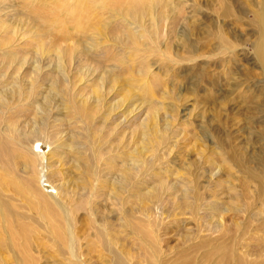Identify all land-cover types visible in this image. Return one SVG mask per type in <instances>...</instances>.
Masks as SVG:
<instances>
[{
  "label": "rangeland",
  "instance_id": "rangeland-1",
  "mask_svg": "<svg viewBox=\"0 0 264 264\" xmlns=\"http://www.w3.org/2000/svg\"><path fill=\"white\" fill-rule=\"evenodd\" d=\"M19 1L0 0V94L5 96L0 97V152L5 150L1 161L10 158V167L0 166V182L12 211L33 219L10 220L14 225L10 231L12 237L10 233L6 235L0 223V264H66L62 257L66 247L64 240L54 245L50 230L45 229L47 223L59 218L41 214L37 210L39 206H32L29 211L23 209L27 203L24 196L29 195L30 188L25 163L30 157L25 156L19 145L34 142V138L40 141L34 148L43 153L46 163L50 161L45 180L40 178L41 191L49 195L55 193L56 186H63L65 205L76 208L73 231L80 241L83 264H112L111 256L95 238L97 229L104 226L109 231L108 224L113 234L118 232L122 237L116 248H124L132 264H151L156 260L161 264H223L212 242L218 234L209 236L206 231L208 227H215L221 217L229 231L235 230L236 223L241 235L248 230L244 236L248 247L241 246L237 250L246 262L251 260L250 247L256 239L258 248V241L264 239V235L256 232L257 222L235 213L239 208L243 210L249 201L242 193H250L237 183L238 192L231 190L230 194L226 190L228 185L218 186L216 182L235 185L232 174L236 178L239 168L264 172V61L258 57L255 25L263 0H169L176 11L181 10V19L171 31L165 20L156 36L151 30L142 34L140 45L126 43L128 32L123 21L109 16L110 11H116L119 6L123 8L129 0L99 3H95L96 0H58L54 6L51 3L36 11V18L32 11L22 16L25 9ZM144 1L141 0V4ZM95 5L107 13H94ZM59 6H76V17L64 21ZM226 10L232 17H224ZM104 22H110L109 26L103 27ZM80 27L85 33H80ZM220 31L229 38L232 49L222 46L218 38ZM185 44L190 46L187 48ZM191 49L194 54L189 52ZM12 53L16 54L17 61L23 57L26 65L18 69L8 67L11 62L5 55ZM63 54L62 64L57 56ZM17 61L12 64L17 65ZM110 76L124 81L126 87L149 83V88L146 91L126 88L136 95L128 103L121 93L118 96L116 92H108L110 86L115 85L108 83ZM18 83L23 86L22 90H17ZM101 84L106 87L104 93L107 91V106L103 107L94 103L96 94L102 91ZM85 100L89 108H74V102ZM151 118L152 124L157 123L158 127L154 138H164V142L160 148L158 146L160 159L154 163L151 161L155 157L153 150L142 154L145 167L150 161L160 165L155 167L159 172L154 170L156 177H146L142 185L145 192L159 199L152 207L153 217H149V223L145 222L147 229L141 227L143 223L140 228L157 231L156 239L153 234L158 246L155 257L148 247L152 241L141 243V236L125 226L127 220L123 213L130 208L134 211L137 206L125 203L126 208H121L116 200L110 199L113 189L112 185L108 186L113 179L110 174V182L104 184L105 175L109 173L106 170H110L105 160L118 151L127 153L129 148L137 151L141 147L140 138L144 137L142 128L148 129ZM220 152L225 154L226 160L220 158ZM233 157L241 165L234 170L228 168ZM215 163L220 164L226 174L223 172L212 186L207 183V175L209 169L216 167ZM119 167L123 168L122 164L118 170L111 168L117 180L122 177L116 173ZM94 173H99L100 182L94 179ZM193 180L198 192L191 183ZM130 183L122 195L124 199L130 198V192L133 194ZM166 183L174 185L176 191ZM196 193L203 201L208 199L204 205L199 203L203 206L198 211L199 217H191L180 207ZM237 194L240 199L236 198ZM210 195L214 197L209 199ZM89 208L98 219L96 226L93 218L89 219ZM123 243L128 246H122Z\"/></svg>",
  "mask_w": 264,
  "mask_h": 264
},
{
  "label": "bare ground",
  "instance_id": "bare-ground-1",
  "mask_svg": "<svg viewBox=\"0 0 264 264\" xmlns=\"http://www.w3.org/2000/svg\"><path fill=\"white\" fill-rule=\"evenodd\" d=\"M14 1L18 2L19 0H14ZM57 1L58 0H20L19 2L22 3V6L25 9V12L22 13V16H24V15L28 16V14H29L28 11H32L33 14L35 15L36 11H38L40 9H44L45 6H47V5L51 4V3H52L51 6H54ZM62 1H66V0H62ZM103 1L104 0H96L95 3H97V2L99 3V2H103ZM140 1L141 0H129L128 3H126V6H124L123 8H121L119 6L116 11L112 10V11L109 12V14H110L109 16L112 19L120 18V20L123 21V24L126 26V30L128 32L127 33V37L128 38H127L126 43H130L131 45H136V44L140 45V43H141L140 38H142V34L144 35L145 33H149V32H147L149 30L153 31L152 33L156 36L159 33L158 29L160 27V24L162 22H164L165 20L167 22L166 23V25H167L166 27L168 28V30L171 31L172 29L175 28L176 23L179 22V20L181 19V15H182L181 10L180 11H176L175 8L170 5L169 0H145L142 4H141ZM261 3H262V6H261L260 9H258L257 14H256L255 25H256V28H257V36H258V41H259L258 57L262 58V61H264V0ZM58 8H59L60 13H63L62 16H64V21L67 22V19H68V21H70V19H72V18L74 19V17H76V10H77L76 6H70V7H68V6H59ZM93 9H94L93 10L94 13H96V14H98L99 11H100V15L101 14L105 15V13H107V12L104 13L105 9L100 7L99 5H95L93 7ZM224 14H225L224 17L225 16L226 17H230L231 16V14L228 12V10L224 11ZM34 18H36V15L34 16ZM183 18H185V17H183ZM106 21H108V20L106 19ZM108 24H110V22L109 23L104 22L103 27L104 26L108 27L109 26ZM112 26H114V25H112ZM86 27L87 28H92L90 26H86ZM76 28H78V27H76ZM112 28H114V27H112ZM79 29H81V27ZM79 29H76V30H79ZM79 31H80V33H82V32L85 33V30L82 31V29H81ZM86 31L88 32V30H86ZM223 33H224L223 31L221 33H219V37H218L219 41L222 44V46H225L227 49L230 50V48L232 49V45H231L230 42H228L229 38H227L228 39L227 40L226 39L227 36L223 35ZM98 38L100 39V37H98ZM231 42H233V41H231ZM185 43L187 44V42H185ZM95 44H96V42H95ZM98 44H99V42H98ZM186 44H185V46H186ZM79 45H77V46H79ZM189 46H186V47L188 48ZM83 49H84V47H83ZM80 50H81V47H80ZM189 52L191 54H194L192 52V49L189 50ZM64 55L65 54H63L60 57L57 56V59L59 60L60 63L62 62V64L64 63V61H63ZM190 56L191 55H189V57ZM15 58H16V54H13V53L5 55V59H9V61L11 62L10 64H8V65H10L8 67H10V68L11 67H15L16 69H18L19 67L21 68V67L26 65V64L23 63V60H24L23 57L18 59V60H21V61H17V59H15ZM190 59H191V57L189 58V60ZM192 59H193V57H192ZM14 61H17L16 62L17 65H15V66L12 64ZM24 62H26V61H24ZM262 65L264 66V63H262ZM63 66L65 67V64ZM60 68H61V66L58 67L59 70H60ZM108 73H110V72H108ZM33 80H35V79H33ZM101 80L103 81L104 79L101 78ZM109 80H110L109 82L107 81L108 83L111 84V82H113L115 85L110 86L112 88L110 90H108V92H116L118 96L119 95L121 96V94H122L121 97H122V99H124L125 102H128L129 100L135 99L133 97L136 96V95H133L130 91H126V88H138L139 90H145V91L148 90V88H149V86H148L149 83H148V85H145V86H139V85L130 84V85H128V87H126V84H124L125 83L124 81H120L118 78H116L114 76H110ZM14 82H15V80H14ZM36 82L38 83V81H36ZM107 82H106V85H107ZM20 83L17 84V90H22L23 89V86L21 88V84ZM12 84H14V83H12ZM99 84H97V87H98ZM101 85H102L101 86V90L102 91L98 92V95L94 92L96 94V96H97L95 98L96 102H94V103H98L101 107H103V106H107V104H106L107 100L105 99V97H106L105 93L107 91L104 93L103 88L105 86H104V84H101ZM94 87H96V86H94ZM33 88H34V85H33ZM0 97L4 98L5 96L1 93ZM87 102L88 101H86V100L82 101L80 103L74 102L73 105H74V108L78 109V110H81L84 107H85V109H87L86 108ZM94 103H93V105H94ZM97 105H96V107H98ZM92 108H93V106H92ZM90 113H92V112H90ZM157 128H158L157 127V123H153L152 124V118H151V124L148 126V129L146 130L145 128H142L144 137L140 138L141 142H139V143H140L141 147L137 148L140 151V153L138 152V150L136 151V149L132 150V149L129 148V150H127V153H125L126 151L123 150V151H118L117 153H115V155L109 156V158L106 159L105 161L109 162V165H110L109 167L110 168L108 167L107 163H106L107 164L106 166L110 170H106L105 169L106 171H109V173L105 175L106 178L104 180V182H105L104 184H106V183H108V181H109L111 176H112L111 178L114 179V180L112 179L111 183L109 185L108 184L107 185L108 186H110V185L113 186L112 195H111L112 198H110V199H112L114 201L116 200L118 206L120 205L119 207L126 208L125 207L126 206L125 203L126 204L129 203V204H132V205L135 204L137 206V208L134 209V211L130 210L131 208L130 209H126L125 212L123 211L124 212L123 213L124 214L123 215L124 219L127 220V222H125V223H127V225H125V226L126 227L127 226L131 227L132 228V232H134V233L136 232L135 233L136 236H139V235L141 236V239H140V240H142L141 243L142 242L145 243V241L148 240V239L153 242V248L151 247V243L152 242L148 243V245H149L148 247L152 250V252L154 254V257H155V254H156V248L158 246L156 245L155 241L153 240V234L155 235L154 239H156L157 231L156 230H149V232H148V231H146L147 228L144 227V225H147L145 222H148L149 217H153L152 216L153 215L152 207L157 204V200L159 199V197L156 196L155 194L150 193V192H145V190H144L145 189V185H142L143 184L142 180H144L146 177L149 178V176L156 177V174H155L154 170H156L158 172V170L155 169V167H157L158 164L153 165V163L155 162L156 159H158V158L160 159L158 146H159V148L161 147V145L164 142L163 141L164 138H157V139L154 138ZM0 136L2 137L1 133H0ZM33 136H35V135H33ZM34 139H35L34 142L25 141L27 144L25 142H22L19 145L20 148L23 150L25 156L28 155L30 157V161L28 163H25V169L27 170L26 171V174H27L26 182L29 184L30 188H28V191H27V194H29V195L28 196H26V195L24 196V199L26 200L27 203L25 204L23 209L29 211L34 206H36V208H38L37 206H39V208L37 210L41 214L48 213V214L52 215L55 218H59V220H57L55 222L46 224V228L45 229L46 230L49 229L50 232H51V242L53 241V244L56 245L61 240H64L66 247L63 250L62 257L66 261V264H83V262L81 261V258H80L81 247H80V245L78 247V243H80V241H79V239H77V237L75 235V232L73 231L74 230L73 224L75 225V218L73 216H74V211H76V208H73V207L69 208V207H67L65 205L63 196L66 195V191H65V187H63V186H56L55 187V193H50L49 195H47V194H45V193H43L41 191V187H40L41 180H43V181L45 180L46 175L44 173L48 170V168H50V161L47 160V163H46L45 162V156L43 155V153L40 150H38L37 148H34V145H37L38 143H40L39 140H37L36 138H34ZM2 146H3V144H2ZM63 147L66 149V146H63ZM148 147H149V149H147ZM3 149H5V148H3ZM150 150H153V153H154L155 157H154V160H152L153 157L151 159V161L153 163H151V161H150L149 162L150 166L148 167L147 165H149V163H146V167H145L144 165H145L146 161L144 159L145 157H143L142 154L144 153V151H150ZM67 151H68V148H67ZM3 152H0L1 153L0 154V166H3L4 168L5 167L8 168L9 163H10V158L9 157L7 159L5 158L6 159L5 162L1 161L2 157L4 156V155H2ZM218 154H219V156H220V158L222 160H226V156H225L224 153L220 152ZM65 159H67L68 161L70 160V158H68V157H65ZM63 161L66 162L64 159H63ZM139 163H141V167L140 168H139ZM121 164H122L123 168L119 167L120 169L116 173L118 174V172H119L120 173L119 175H121L122 177H121L120 180H117V179L114 178L115 174L112 175L113 173L111 171L113 169H111V168L112 167L113 168L117 167V168H115V170L116 169L118 170V166H120ZM214 165H216V163ZM158 166H160V165H158ZM240 166H241L240 162H236L235 157H233L232 158V162L230 161V165L228 166V168L234 170V169H238V167H240ZM160 168L161 167H159V169ZM101 171H103V169ZM131 172H134V174H131ZM208 172H209V174L207 175V183L209 185L213 186L212 182L217 181V178L224 172V170H223V167L220 164H218V165H216V167H213V169L212 168L209 169ZM136 174H138V175L140 174V175L136 176ZM40 178H41V180H40ZM51 178H52V176H51ZM99 178H100L99 173H94V179L99 181ZM47 179H48V175H47ZM165 179H167V178H165ZM195 179L197 180V177L194 178V180ZM146 180H147V178H146ZM153 180H154V178H153ZM194 180L191 183L194 185L193 186L194 189L196 188V192H198V188H197V185H195ZM232 180H235V182H236V184L233 185V186L231 185V183L221 184V182H216V184L218 186H226V185H228L227 186L228 188L226 187V190L230 194H231V190H233L235 192H238L237 189H236L237 183H240L242 186H244L245 190L249 191L250 195L242 193L244 198L245 199L248 198L247 200H249V201L246 200L248 202L247 205L244 204L245 207L242 208L243 210H241L239 208V210L235 211V213H237V215L239 213L241 215L247 216L248 218H251L252 221L257 222L258 225H257V227L255 229L256 232L261 233L262 235H264V172L259 174V173H257L256 171H253V170H248L246 168H239L236 171V178L232 174ZM97 181H94V182H97ZM131 181H132V183H130ZM150 181H148V182H150ZM86 182H88V181H86ZM50 183H52V182L50 181ZM115 183H117L116 185H118V186H116ZM129 183H130V185H129L130 191L133 188L132 189L133 190V194H131V192H130V198H125L124 199V196H122V195H123L124 191L127 190V184H129ZM144 183H145V181H144ZM154 183H157V182L154 181ZM167 183H166V186H168V187L170 186V189H174V191H176L175 187H173L174 185L171 186V184H167ZM141 185L144 186L143 189H142ZM94 186L97 187L96 184ZM99 189H101V188H99ZM99 189H97V190H99ZM109 189H110V187H109ZM120 189H121V191H119ZM199 189H201V188H199ZM95 190L96 189L92 190V192H94ZM187 190H186V192H187ZM3 192H4V190L2 188V183L0 182V223H2V225L4 226L3 228L6 231V235L8 236L10 231L14 229V225L11 222L12 220H14L13 222H15L16 219L20 220V221H22V220L29 221L30 219H33V218L30 217L27 214H16L14 211H12V209L9 207L10 204L5 199V196H4ZM185 195H188V194H185ZM71 197H72V195H71ZM212 197H214V196L210 195L209 199L212 198ZM236 198L240 199V196L237 194ZM130 199H132V200H130ZM206 199H208V198H206ZM188 200L186 202H183L182 206L180 207V210L182 212H187V214H189L191 217H194V216H196V217L198 216L199 217V212L198 211L202 210V208H203L202 205H204L205 200L203 201V198L200 195H197V193H196V195L191 196ZM199 203H201L202 205L201 204L199 205ZM208 204H209V202H208ZM134 206H132V207H134ZM89 210L90 211L87 212L88 216H89V219L93 218V221L95 222V226H96V223H97L98 219L95 218L94 210L92 208L91 209L89 208ZM215 210H216V208H215ZM108 212H110V211H108ZM133 216H135L136 218L129 220V218L133 217ZM154 217H156V216H154ZM145 219H147V220L144 221ZM223 220L224 219L222 217L219 218V221L217 222L218 224L215 225V227H213V228L210 227L211 229L208 227L207 230H206V231H208V233H209L208 235L209 236L218 234V236L216 238H214L212 240V242L214 244H216V246H217V248L219 250V253H220V255H221L222 259H223V264H264V239H262V238L259 239L258 248L256 247L257 240L255 239L254 245L250 247V252H251L250 256H252V259L248 260L246 262L245 259H242L239 256L237 249L239 247H241V246L248 247V245H245L246 239L244 238L245 234L249 233L248 230H245L244 234L241 235L240 234V230H239V226H238L239 224L236 223L235 230L233 232L229 231L227 229V227H224L225 225L223 224ZM90 221H91V223H93L92 220H90ZM106 223H108V222H106ZM106 223H104V224H106ZM142 223H143V226H141ZM23 224H26V223H23ZM104 224H101V225H104ZM150 224H151V222H150ZM154 224L156 226V222H154ZM18 225H20V223H18ZM21 225H22V223H21ZM108 225H109V231L107 230V228H105L103 226V228H105V229L102 228V229H97V231H95L98 234V236L97 237L95 236V238L98 239L99 243L102 244L101 246L103 248V251L108 256H111L112 264H132L126 258V254H128V252H126V250L124 248H122V249H120V248L117 249L116 248V246H118V243L122 242V237L119 236V234H117L118 232L113 234V228L111 227V224H108ZM140 226L143 227V228H146V229L143 230V228L141 229ZM113 227H114V225H113ZM110 228H112V230ZM110 230H111V232H110ZM10 235H11V233H10ZM105 236H107V238H104ZM11 237H12V235H11ZM25 239H28V238H25ZM104 240H106V241H104ZM209 241H211V240H209ZM125 242H127V240H124V243ZM127 243H126V245H127ZM26 244H27V242H26ZM26 244H25V246H26ZM126 245L124 244L122 246L125 247ZM253 257H256V259L254 258V260H253ZM30 258H31V255H30ZM28 261H30L29 257L27 258V262ZM151 264H161V262L156 260V261L152 262Z\"/></svg>",
  "mask_w": 264,
  "mask_h": 264
}]
</instances>
